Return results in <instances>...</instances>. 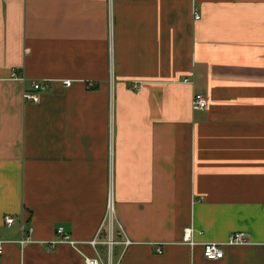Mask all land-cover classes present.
I'll use <instances>...</instances> for the list:
<instances>
[{"label": "crops", "instance_id": "crops-1", "mask_svg": "<svg viewBox=\"0 0 264 264\" xmlns=\"http://www.w3.org/2000/svg\"><path fill=\"white\" fill-rule=\"evenodd\" d=\"M0 240V264H264V0H0Z\"/></svg>", "mask_w": 264, "mask_h": 264}, {"label": "built area", "instance_id": "built-area-1", "mask_svg": "<svg viewBox=\"0 0 264 264\" xmlns=\"http://www.w3.org/2000/svg\"><path fill=\"white\" fill-rule=\"evenodd\" d=\"M195 19H200V15L198 13H195ZM12 77L14 79H20L23 80L22 76L18 71H15L12 74ZM186 82L188 80H185ZM72 81L66 80L64 81V85L69 87L71 85ZM47 81H33L32 83V89L25 90L23 93V97L25 101H30V102H39L41 98V94L44 93L47 90ZM134 89H138V85L134 84L133 85ZM193 107L194 109L197 110H204L207 109L208 107V100L205 95L202 94H196L193 99ZM113 190L111 189L109 197H108V204H107V217H106V224L110 228V239L107 242L108 244H113L114 240L111 238L113 236V231L115 230V227L118 226L122 228V226L117 222L116 215H115V203H114V197H113ZM5 223L8 226H12L15 223V218L12 216H6L5 217ZM34 228L33 227H27L24 222L21 223V234L22 237L19 240V242L22 245H25L27 243H32L34 242L32 238ZM193 228L192 227H187L184 230V241L187 242L188 244L195 246L198 243H196L193 240ZM57 235L58 239L55 241H52L51 244H57V243H65L68 244L74 248H77L79 246V242L74 240L65 230L63 226L58 227L57 229ZM7 243V241L0 240V254L3 253V247ZM93 247H96L98 244L102 243L99 241L97 238L93 239L89 242H87ZM124 245L128 246L131 244L129 240H126L123 242ZM248 244V237L245 232H235L233 233L228 241L223 242V243H204L203 244V250H204V256L208 260H219L224 258L225 256V248L227 246H232V245H245ZM161 248H159V253H161ZM101 263V258L99 255L95 257H89L85 256L84 257V264H100Z\"/></svg>", "mask_w": 264, "mask_h": 264}]
</instances>
